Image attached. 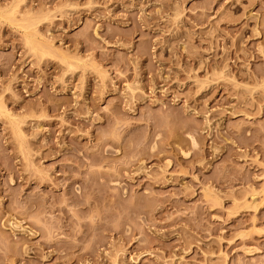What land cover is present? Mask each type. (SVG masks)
Instances as JSON below:
<instances>
[{
    "label": "rangeland",
    "instance_id": "obj_1",
    "mask_svg": "<svg viewBox=\"0 0 264 264\" xmlns=\"http://www.w3.org/2000/svg\"><path fill=\"white\" fill-rule=\"evenodd\" d=\"M263 190L264 0H0V264H264Z\"/></svg>",
    "mask_w": 264,
    "mask_h": 264
},
{
    "label": "bare ground",
    "instance_id": "obj_2",
    "mask_svg": "<svg viewBox=\"0 0 264 264\" xmlns=\"http://www.w3.org/2000/svg\"><path fill=\"white\" fill-rule=\"evenodd\" d=\"M36 33V30L35 32H33L30 36L32 37L31 40H28V43L30 44V46L34 49V50H38V48H42V44L40 43L41 41H37L36 40V37H35V34ZM37 34V33H36ZM29 36V37H30ZM264 191V190H263ZM262 192V191H261Z\"/></svg>",
    "mask_w": 264,
    "mask_h": 264
}]
</instances>
